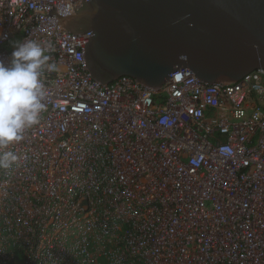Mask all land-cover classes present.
Listing matches in <instances>:
<instances>
[{
	"label": "built area",
	"instance_id": "2783aa9c",
	"mask_svg": "<svg viewBox=\"0 0 264 264\" xmlns=\"http://www.w3.org/2000/svg\"><path fill=\"white\" fill-rule=\"evenodd\" d=\"M83 0H0V62L46 42L45 110L3 151L0 264H264V71L158 89L101 85L89 32L55 30Z\"/></svg>",
	"mask_w": 264,
	"mask_h": 264
},
{
	"label": "water",
	"instance_id": "95a60500",
	"mask_svg": "<svg viewBox=\"0 0 264 264\" xmlns=\"http://www.w3.org/2000/svg\"><path fill=\"white\" fill-rule=\"evenodd\" d=\"M55 30L89 32L85 68L101 85L130 77L158 89L186 68L206 83L264 71V0H83Z\"/></svg>",
	"mask_w": 264,
	"mask_h": 264
},
{
	"label": "clouds",
	"instance_id": "9594fccd",
	"mask_svg": "<svg viewBox=\"0 0 264 264\" xmlns=\"http://www.w3.org/2000/svg\"><path fill=\"white\" fill-rule=\"evenodd\" d=\"M46 42L25 39L14 42L11 62H0V168L17 160L12 151H3L24 139L26 129L39 124L45 110L46 88L41 81L45 68L55 69L46 54Z\"/></svg>",
	"mask_w": 264,
	"mask_h": 264
},
{
	"label": "rangeland",
	"instance_id": "374dc122",
	"mask_svg": "<svg viewBox=\"0 0 264 264\" xmlns=\"http://www.w3.org/2000/svg\"><path fill=\"white\" fill-rule=\"evenodd\" d=\"M92 262H93L94 264H102V263H101L102 261H101L97 256H94V257H93ZM18 264H23V263H21V261L18 260Z\"/></svg>",
	"mask_w": 264,
	"mask_h": 264
}]
</instances>
